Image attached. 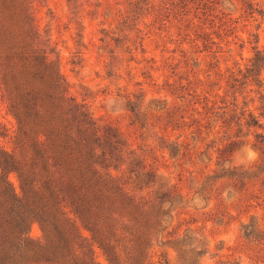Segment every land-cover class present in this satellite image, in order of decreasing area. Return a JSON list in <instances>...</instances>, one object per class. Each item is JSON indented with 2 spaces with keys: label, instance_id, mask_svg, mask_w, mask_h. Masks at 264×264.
<instances>
[{
  "label": "rangeland",
  "instance_id": "rangeland-1",
  "mask_svg": "<svg viewBox=\"0 0 264 264\" xmlns=\"http://www.w3.org/2000/svg\"><path fill=\"white\" fill-rule=\"evenodd\" d=\"M89 5L93 15L71 23L67 0H44L37 17L72 94L94 119L118 127L138 148L143 130L128 105L149 111L147 143L156 149L161 178L147 191H172L151 262L264 264L263 155L253 137L228 149L235 127L212 114L230 76L245 71L255 48L264 50V0H155L157 11L135 23L126 18L128 0ZM112 52L122 61L110 77ZM183 87V97L173 94ZM15 130L0 88V148L13 151ZM161 138L169 146L162 149ZM9 180L20 193L17 174ZM30 235L42 237L38 223ZM179 242L194 252H180ZM96 256L109 264L102 251Z\"/></svg>",
  "mask_w": 264,
  "mask_h": 264
},
{
  "label": "trees",
  "instance_id": "trees-1",
  "mask_svg": "<svg viewBox=\"0 0 264 264\" xmlns=\"http://www.w3.org/2000/svg\"><path fill=\"white\" fill-rule=\"evenodd\" d=\"M43 1L0 0V88L16 122L13 151L0 148V264H100L97 249L109 264H154L152 249L172 191H147L161 178L156 149L147 143L153 130L149 111L139 102L128 105L133 124L143 130L138 148L118 127L94 119L72 94L51 38L40 27ZM67 3L71 23L85 12L93 15L90 0ZM128 4L131 23L157 11L155 0ZM255 49L245 71L230 76L212 114L228 130L235 127L236 142L228 149L254 138L264 167V50ZM121 61L112 52L108 76ZM184 91L173 94L183 97ZM161 142L162 149L169 146ZM10 173L17 174L20 193ZM33 223L41 228L40 239L30 235ZM178 246L185 254L194 252Z\"/></svg>",
  "mask_w": 264,
  "mask_h": 264
}]
</instances>
